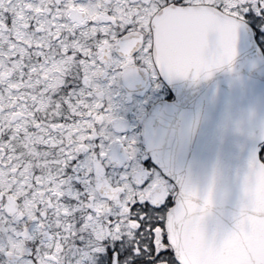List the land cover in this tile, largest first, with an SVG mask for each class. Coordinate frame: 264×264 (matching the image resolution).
I'll return each instance as SVG.
<instances>
[{
	"label": "snow or ice",
	"instance_id": "6c2138e0",
	"mask_svg": "<svg viewBox=\"0 0 264 264\" xmlns=\"http://www.w3.org/2000/svg\"><path fill=\"white\" fill-rule=\"evenodd\" d=\"M241 33L264 49V0H0V264H264V132L218 208L215 173L137 157L110 92L208 79Z\"/></svg>",
	"mask_w": 264,
	"mask_h": 264
},
{
	"label": "water",
	"instance_id": "95a60500",
	"mask_svg": "<svg viewBox=\"0 0 264 264\" xmlns=\"http://www.w3.org/2000/svg\"><path fill=\"white\" fill-rule=\"evenodd\" d=\"M162 77L175 100L153 106L143 123L151 157L201 190L215 173L217 207L234 209L248 147L264 132V63L259 49L251 35L241 33L230 68L226 65L195 82Z\"/></svg>",
	"mask_w": 264,
	"mask_h": 264
},
{
	"label": "flooded vegetation",
	"instance_id": "af4514ba",
	"mask_svg": "<svg viewBox=\"0 0 264 264\" xmlns=\"http://www.w3.org/2000/svg\"><path fill=\"white\" fill-rule=\"evenodd\" d=\"M257 48L264 63V49L258 46ZM101 83L107 84V79L102 80ZM110 92L115 105V114L120 118L122 126L118 134L135 140L138 158L151 157V151L143 140V123L153 106L173 102L174 93L162 76L154 77L143 70L120 77L111 85ZM116 152L120 154L118 147Z\"/></svg>",
	"mask_w": 264,
	"mask_h": 264
}]
</instances>
